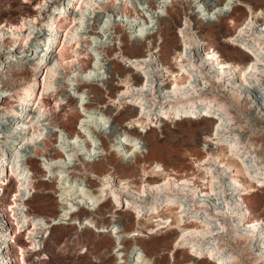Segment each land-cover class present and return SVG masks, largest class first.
Masks as SVG:
<instances>
[{"label":"bare ground","instance_id":"1","mask_svg":"<svg viewBox=\"0 0 264 264\" xmlns=\"http://www.w3.org/2000/svg\"><path fill=\"white\" fill-rule=\"evenodd\" d=\"M52 1L46 0V5L44 4L45 7H49V13L43 20H40V16L43 15V6L41 5L38 7V13L29 14L27 17L30 18H23L20 24H0V48L3 46L9 48L8 53L22 54L24 51L28 53L29 49H24V51L18 49L26 46L28 41L33 36L38 35L40 31L46 33L39 56L29 59L33 60V67L36 65L35 75L24 85L18 97V105L15 108L12 107L13 109L9 111L10 116L6 117L8 123H11L8 124L7 128H11L8 138H10L12 146L7 149L0 146V192L3 191L4 193L5 187L9 186L12 181L16 183L15 194L8 204L14 216V231L11 230L9 220L3 214L4 201L0 198V264H13L10 254L12 239H16L23 231H27L26 235L31 248L37 249L43 242L45 232L50 227L48 226L50 222L45 220L44 216L35 215L31 217V214L27 212L30 210L29 204L25 200L27 195H30L31 189H35V186L31 185V180L29 181V172L32 173L33 178L36 175L32 169L33 158L31 156L26 158L27 155L24 152L26 145L29 146L34 143L45 130V122L43 123V119L41 120L42 115L47 111L45 95L49 91L58 89L61 85L66 88L63 90L64 94L61 99L68 100V103L71 101V93L67 90L70 79L66 80L65 78L77 70H86L81 57L89 55L88 49L91 42L88 38L102 35L98 26L92 23V19H100V10L103 13L117 12L119 14L117 1H124L123 12L128 9L129 4V0H60L59 4L53 2L49 5ZM208 1L210 2L207 4L209 12L218 9L216 13L219 15V21L208 20L209 17L196 21L190 3L185 13L188 25H185L184 29L181 28L183 37L188 38L185 41L186 48L179 50L175 61L169 60L165 53V47L178 46V38L172 33L173 27L168 17H161L158 20L159 29L156 34H152L153 31L145 32L148 29L147 25L144 23L141 25L138 31L144 36L147 35L149 42L147 52H143L141 49L144 43L136 39L131 47L121 45L117 49L116 46L109 45L103 49L107 61V65L103 69L109 75L104 82L106 86L105 95L98 85L90 86L88 93L90 101L94 105L89 109L90 115L87 116L89 118H83L84 125L90 123L91 126V123L97 122L105 128H107L105 125L106 118L95 110H101L104 115H110L113 118L111 125H108L110 127L108 133L106 136H101L103 152L98 159L93 161L80 159L82 160L81 163H74L72 166H69L65 160L55 163L58 165L55 168L56 172L59 170L62 175L67 172H74L76 177L83 176L90 184L89 187L92 188L93 195L101 196V198L109 196L110 202H116L114 207L121 203H123V207L126 205L127 209L124 210L122 216L116 218V222L121 223V231L126 233L128 238H133V242H131L127 253L126 251L118 253L124 247L116 250V253L120 255V264H141V259L148 260V264H153L150 258L152 255L144 243L143 236L146 230L149 231L147 232L148 235H151L155 231L165 229V227L172 232L174 229L179 230L174 242L177 241L179 245L192 247L183 249V258H178L179 251L174 252V263L169 262V264L178 262L189 264L194 261V255L204 256V254L208 256L205 255L207 258L203 259L207 262L210 258L215 264H234L240 251L236 244L240 245L241 243H247L245 250L248 251V255L253 257L252 264H264V216L262 213L254 214L255 198L251 196L254 192L264 190V175L261 180L254 183L257 171L252 170V164H250V160L256 156L254 150L250 152V150L245 151L243 149L242 144L245 143V140H239L235 129L231 133H227L228 136L224 139L219 138L217 141L218 150H215L213 146V148L209 147L210 149H207L206 153L201 149L192 147L180 149L178 152L183 157L188 156L198 160L203 171L195 174L196 169L190 167L186 161L170 164L167 157L176 152V149H173L171 145L159 144L155 132L147 130L148 120L153 116L165 120V116H169L170 113H175L174 119H177V115H179V119L183 115L186 118H195L202 113L203 117L211 116L213 120L215 119L212 136H208L209 139H213L214 135H219L226 121L228 123L234 121V116L232 109L223 100L213 96L211 98L201 95L215 87L223 92L227 91L228 95L238 99L243 95L241 88L250 82L251 78L261 80L264 84V11L261 12L263 17L257 13L262 1L238 0L250 7V15L237 27L239 29L238 34H232L230 37L233 42L239 41L243 45V49L240 47V50L250 56V61L243 66L230 57L222 59L223 55L210 41L215 38L223 18L229 16L231 21L235 23L232 17L233 13L229 14L235 2L233 0ZM178 3L184 2L178 1ZM149 4L154 8L157 1L149 0ZM177 4L171 7L170 17L172 18L178 13ZM135 13L134 21H137L138 16H144L138 8ZM58 20L67 24L62 26ZM191 21L195 23L194 27H192ZM91 23L92 29L90 31L83 30L85 27L88 28ZM195 29L196 32H194ZM159 35L162 40L161 43H159ZM124 39V36L120 38L122 42ZM58 40L62 41V45L58 51L59 55L56 56L53 50ZM201 42H204V46ZM194 47L204 49H201L203 54L198 58L188 54V50ZM69 51L71 54L67 55ZM116 54H118L117 58L115 57ZM27 55L25 54V56ZM125 58L132 63L129 67L122 65L121 59ZM5 61L9 63L8 67L14 65L13 59H10L8 55L5 56ZM17 62L19 63V61ZM38 63L39 65H37ZM60 69L62 70L60 71ZM40 71L41 76L38 78ZM62 71H65L62 77L63 82L59 84L56 79L60 78L58 76ZM138 73L143 76L141 82ZM87 75L88 80L94 81L100 77V72L96 69H90ZM115 81H118L117 85H114ZM4 85L5 80L2 78L0 79V86L2 87H0V101L8 96L5 94L7 89L3 88ZM207 87V91L204 90ZM246 100L249 99L246 98ZM115 102L122 104V109L113 116L111 103ZM202 103L204 107L200 106L203 105ZM156 104L158 105L155 106ZM133 105H136L134 107L137 108L135 114ZM59 107L62 108L63 105L59 103ZM215 109H217L216 114L218 116L215 115ZM187 110L190 112L183 114ZM220 111L223 115L219 113ZM4 113L6 111L0 112V114ZM51 120H54L53 117ZM135 122L140 123L143 129L139 133L128 128V124ZM54 125L72 135L70 136L71 141L68 142L69 145H77L81 142L82 139L78 140V138H83L82 132H72L67 120H60ZM144 131L145 134H143ZM122 132H125L124 137L131 133L134 138L131 143L125 140H123V144L122 142L118 143V141L117 144L114 142L115 146L120 147L119 150L125 152V156L122 155L121 158H118L114 154V150L112 151L110 142L118 138L117 135ZM84 133L86 132L84 131ZM121 137L123 138L122 135ZM139 139L144 142L147 149L141 153H139L141 148ZM49 141V146L45 148V157L50 159L62 157L60 153L56 155L55 149L50 148L56 139L54 141L51 138ZM123 146L124 148H122ZM93 147L92 144L88 145V150L92 151ZM65 153L67 157L71 156L68 152L65 151ZM207 162L211 163L207 165ZM262 168H264V164L258 166L257 170ZM91 175H96L100 181L93 180ZM222 177L225 179H223L224 181H222ZM241 177H244L245 180H242ZM116 179L119 181L117 187H114ZM78 180L75 179L73 183H69L65 187L63 185L61 195L71 197L80 191L81 195H78L80 201L77 202V205L82 204L84 206L82 200L92 199L94 196L81 187L77 182ZM196 181L205 187L199 190L200 186H196ZM216 182L218 185H215ZM256 187L261 188L256 189ZM216 190L221 191L226 196V205L214 208L216 214L219 215V218L214 217V219L220 220L215 225L212 217L205 218L198 213L202 208L209 215L208 209L212 203L211 199L217 197ZM122 192L128 194L127 196L125 194V199L121 197ZM70 202L68 206L66 205V214L73 212L72 208L75 203L72 200ZM25 207L28 210L25 211ZM104 207L105 205L101 206L100 209L103 210ZM91 210H95V208L93 207ZM132 211L139 220V227L131 226L128 223L127 214ZM109 212L113 213V210ZM56 219L57 217L54 218V220ZM140 219L143 220L140 221ZM227 219L231 220L230 224ZM26 225H28L27 228ZM228 236L233 239V248L231 249L225 243V237ZM208 238L213 242L212 247ZM20 250L22 261H24L25 249L20 247ZM130 251L137 255L136 261L133 259V261L129 260L130 262H128L123 259L125 254H129ZM196 264L202 263L197 262Z\"/></svg>","mask_w":264,"mask_h":264},{"label":"rangeland","instance_id":"2","mask_svg":"<svg viewBox=\"0 0 264 264\" xmlns=\"http://www.w3.org/2000/svg\"><path fill=\"white\" fill-rule=\"evenodd\" d=\"M61 1L53 0L49 3V5L53 4V2H57L59 4ZM156 1L157 5L153 8L150 6L149 0H129L128 9L124 12L122 11L124 1H117V11L119 12V14L117 12L103 13V11L100 10V19L97 20V18H93L92 23L98 26L99 30L102 32V35L90 36L88 38L91 42V46L88 49L89 55L81 57L85 64L86 70H77L74 73H70V75L65 78L66 80L70 79V85L67 90L69 93H71V101L68 103V100L61 99L62 95L64 94L63 90L66 89L61 85L58 87V89L53 90L55 92L49 91L45 95L47 111L42 115L41 118V120L43 119L42 122H45V130L43 131L42 136L36 139L34 143L29 146L26 145L24 152L27 155L26 158H28L29 156L33 158L32 169L34 170L36 175V177L33 178L32 173L29 172V181L31 180V185H34L35 189L32 188L30 195L28 194V197L25 199L26 203H28L30 207V210L26 209L25 207V211L28 210L27 212L31 214V217L35 215L44 216L45 220H48L50 222L48 223V226L50 227L45 232L43 242L40 246H38L37 249L31 248L26 235L27 231H23L16 239H12L10 242V254L12 256L13 264H120L121 259L119 254L125 251L127 253L131 242H133V238H128V235L121 231V223L118 221L116 222V218L122 216L124 210L127 209L126 205H124L123 207V203H121L117 205V207L115 206V208L114 205L116 202H110L109 196L107 198H101V196L93 195V190L89 187L90 184L86 181V179L83 178V176L76 177L74 172H67L62 175L59 170L56 172L55 168L58 165L55 163L61 160H65L69 166H72L74 163H81L83 159L84 161H93L95 159H98L103 152L101 149V136H106L108 130L110 129L108 125H111L113 118L110 115H104V112H102L101 110H95L98 114H101V116L106 118L105 122H107L104 123L105 125H107V128H105V126L102 127V124H98L97 122L91 123V126L90 123H88V125H84L83 120L89 118L87 117L88 115H90L89 109L94 105L91 103L88 93L90 86L98 85L101 88L102 93L105 95L106 86L104 85V82L105 80H107L109 75L105 71V69H103V67L107 65L106 54L103 52L104 48L108 47L109 45L116 46L117 49L121 45H128L131 47L133 41L136 39L144 43V46H142L141 49L143 52H147V45L149 44L147 35L144 36V34H141L138 30H140L141 25L144 23V25H147L148 28L147 31L145 30V32L153 31L152 34H156L159 29L158 20L161 17H168L170 18L173 27L172 33H174L178 38V46L165 47V53L166 57L169 60L175 61V57L179 54V50H184L186 48L185 41L188 40V38L183 37L181 28L183 27L184 29L188 25L186 23L185 13L187 12V6L190 3L192 4V11H194L193 17L196 19V21L200 19L203 20L205 17H209L208 20L212 19L211 21H219V15L216 13V10L218 9L216 8L213 12H209V10L207 9V4H210L208 0ZM178 1L184 3H178ZM233 1L235 3L232 6L229 14L233 13L232 17L234 18L235 23L231 21L229 16L223 18L222 24L218 26L215 38L211 39L210 41L211 43H213L214 47H216V49L219 50L223 55L222 59L224 57H230L243 66L250 61V56L240 50V47H242L243 49V45L240 44L239 41L233 42L230 37L232 36V34H238L239 29H237V27L241 25L250 15V7L246 4L240 3L238 0ZM261 1V5L259 6L257 13H259V15L263 17V14L261 12L262 10L264 11V0ZM45 2L46 0H0V24H20L23 21V18L27 17L29 14L35 15V12L38 13V7H40L41 5L43 6V15L40 16V20H43L44 17H47L49 13V7H45ZM174 4H177L178 13L174 16V18H172L170 17V10ZM136 7L141 10L144 16H138L137 21H134V18L136 17L135 11L137 10ZM27 18L29 19L30 17ZM59 23L62 26H65L67 24L62 21H59ZM92 23L88 28L85 27L83 30L90 31L92 29ZM191 24L192 27H194L195 23L193 21H191ZM196 31L197 30L195 29L194 32ZM45 34V31H40L38 35L33 36L31 40L28 41L26 46L18 49L20 51L29 49L28 53L27 51H24L22 54L8 53L9 48H6L5 46L0 48L2 51V53L0 54V79L3 78L5 80V85L3 88L7 89L5 94H8V96L4 97L0 101V112L3 113L6 111V113L0 114L2 115L0 116V130H2V132H0V134L2 133L0 135V146H4L6 149L12 146V142L10 138H8L11 128H7V126H9L11 123H8V119L6 117L10 116L9 111L18 105V97L22 92V88L24 87V85H26L27 81L35 75L36 65H34L33 67V60L29 59H33L39 56L43 40L45 39ZM122 36H124L125 38L123 42L120 40ZM158 39L159 43H161L162 40L160 39V35L158 36ZM59 42L60 41L58 40L55 43V48L53 50L56 56L58 54L59 48L62 45V41L60 43ZM201 44L202 46H204V42H201ZM201 49L203 48H191L188 50V54H191L192 56L198 58L201 56V54H203L202 52L204 49ZM25 54L28 55L25 56ZM70 54L71 52L69 51L67 55ZM7 55L14 61V65H12V67H8L9 63L5 61V56ZM117 55L118 54L115 55L116 58ZM16 57L18 58L17 60ZM17 61H19V63ZM121 61L122 65L126 67H129L132 64L130 60L126 58L121 59ZM37 65H39V63ZM90 69H96L97 71H99L100 77L98 79H95L94 81L88 80L87 73ZM61 70L62 69H60V71ZM64 73L65 71H62V73H60L58 76L60 78L56 79L59 84H62L61 82H63L62 77L64 76ZM43 75L41 77V84ZM40 76L41 71L38 75V78ZM138 76L139 81L141 82L143 80V76L139 73ZM250 80L249 81L251 83L248 82L244 87L241 88V92L243 95L238 99H235L231 95H228L227 91L223 92L215 87L209 92L201 95L204 97L209 96L211 98L214 97L223 100L229 105L228 107L232 109V114L234 116V121H232L231 123H228L226 121L227 123H224L219 135H214L213 139H209V137L212 136L214 127L213 121L215 119L213 120L211 116L203 117L202 113L197 115L198 117L195 118H186L183 115L182 118L180 117L179 119V115H177L176 118L178 120L174 119V117L176 116L175 113H170L169 116H165V120H160V118L158 119L156 118V116H153L148 120L149 124L147 130L149 132H155L159 144L171 145L173 149H176V152H173L167 157V160L170 164H178L186 161L187 163H189L190 167L192 166V168L196 169L195 174H199L203 171V169L199 166L198 160L196 161V159H191V157L188 156L183 157L182 154H180L178 151L180 149H185V147L198 148L201 149L204 153H206L205 151L207 149H210L209 147H214L215 150H218L217 147L219 144H217V141L219 140V138L221 137L222 139H224V137L228 136V134L235 129V132L238 133L237 137L239 138V140H245V143L242 144L243 149L245 151L250 150V152L251 150H254V153L256 155L252 160H250V164H252V170L257 171V177L255 178L254 183L255 181L261 180L263 178L264 168L257 170V167L261 164H264V84L261 80L259 81L256 78H251ZM117 83L118 81H115L114 85H117ZM207 89L208 87L204 90L207 91ZM148 95L150 96V93H148ZM246 98L249 100H246ZM59 103L63 105L62 108L59 107ZM111 104L113 116H115L119 112V110L122 109V104L120 105L119 102ZM157 105L158 104H156L155 106ZM134 106L136 105H133L132 107ZM200 106L204 107V104ZM136 112L137 108L134 107V114ZM189 112L190 111L187 110L184 111L183 114H187ZM216 112L217 109H215V115L218 116ZM219 113H221V111ZM80 116L82 117L80 118ZM51 117H53V121L55 122H59L60 120H67L70 123L72 132L74 133L76 131H80V133L82 132L83 138H78V140L82 139L81 142L77 145H69L68 142L71 141L70 136L72 135L64 130H61L59 127H56L54 125L55 122L51 120ZM128 128H132L137 133L143 130L140 126V123L137 122L128 124ZM84 131L86 133H84ZM145 131L143 132V134L146 133ZM55 134L57 137L55 136ZM121 135L123 136V138L121 137ZM124 135L125 132L119 133L117 135L118 138H115L113 142H110L111 149L112 151L114 150V154L118 158H121L122 155L125 156V152L119 150L120 147L115 146L114 144H117V141L118 143L122 142L123 144V140L131 143L133 141L132 139L134 138L131 133L127 134L129 136L124 137ZM119 137H121L122 139ZM51 138L54 141L56 139V142H52L50 148L55 149L54 152L56 153V155H59L60 153L62 157L56 159L45 157V148L46 146H49V140ZM138 142H140L139 146L141 147L139 153L146 151L147 149L144 145V142L140 139L138 140ZM90 144L94 146L92 151L88 150V145ZM122 148H124V146ZM35 151H37V153H35ZM65 151L68 152V154H70L71 156L67 157ZM210 163L211 162H207V165ZM91 178L98 182L100 181V178H98L96 175H91ZM241 178L242 180H245L244 177ZM75 179H79L77 181L78 184L86 189L89 194H92L94 196L92 197V199L88 198L82 200L84 206L82 204L77 205V202L80 201V197L78 196L81 195L80 191H78L77 194H73V196H71L72 198L70 196L68 197L61 195L63 185L65 187L69 183H73ZM223 179L224 178L222 177V181L225 180ZM118 181L119 180L117 179L115 180L114 187H117ZM195 184L198 187L200 186L198 188L199 190L200 188L205 187L200 185V183L197 181L195 182ZM215 185H218V182H216ZM257 188L261 187H256V189ZM15 190L16 183L12 181L9 186L5 187L4 193L3 191L0 192V198H2L4 201L2 207L3 214H5V218L9 220L8 222L12 231L15 230V223L13 220L14 216L12 215L8 204L12 201ZM215 192L217 194V197H215V199H211L212 203L210 209H208L209 215L205 212V210H202V208L199 210L198 215H202L205 218L212 217V219L215 221L213 222V224L215 223L216 225V222H219L220 220L214 219V217L219 218V215L216 214L214 208L226 205V196L219 190H216ZM125 194V192L121 193V197H123V199H125ZM127 195L128 194H126V196ZM251 196L255 198V202L253 204L254 214L262 213L264 216V190L254 192ZM71 200L73 203H75L74 207L72 208L73 212L70 214H66V208L69 203H71ZM104 205V209L101 210V206L103 207ZM93 207L95 208V210H91ZM110 210H113V213H110ZM134 216L135 215L133 214V211L127 214L128 223L131 226L136 225V227H139V220L138 218H136V216ZM55 217H57L56 220H54ZM141 220L143 219H140V221ZM227 222L230 224L231 220L227 219ZM28 225H26V228L28 227ZM162 229L163 230L161 231H155L151 235L149 234V236L147 233L149 231L144 228V231L146 230V233L144 232L145 235L143 236V238L145 239L144 243L148 247L149 253L152 255L150 256V258L153 264H169V262L174 263V252L179 251L178 258H183V249L186 250L187 248H192L189 245L182 246L179 245L177 241L174 242L177 238V231L179 232L178 229H174L173 232L172 230H168L166 227L165 229ZM228 237H225V243L228 245V248L231 249L233 248V239L231 238V236ZM208 239L212 247L213 242L212 240H210V238ZM119 242H121V244H119ZM210 244L207 245L210 246ZM246 244L247 243H241L240 245L236 244L237 249H240V251L239 257L234 264L253 263V257L251 255H248V251L245 250ZM20 247H23L25 249L24 261H22ZM120 247L124 248L121 249L118 254L116 253V250H118ZM205 255L206 254H204V256L194 255V261L189 264H196L197 262H201L202 264H215V262L210 258L208 259L209 262L203 260L208 257L207 255V257ZM136 256L137 255L130 251L129 254H125L123 259L128 262H130L129 260L133 261V259L134 261H136ZM140 261L142 262L141 264L149 263L148 260L145 261L144 259H141ZM176 264L187 263L178 262Z\"/></svg>","mask_w":264,"mask_h":264}]
</instances>
